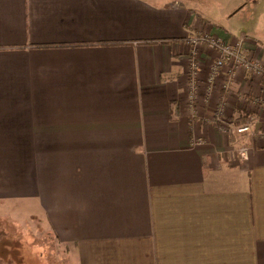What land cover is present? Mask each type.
Returning <instances> with one entry per match:
<instances>
[{"label": "crops", "instance_id": "0c3cea01", "mask_svg": "<svg viewBox=\"0 0 264 264\" xmlns=\"http://www.w3.org/2000/svg\"><path fill=\"white\" fill-rule=\"evenodd\" d=\"M189 2L0 0V220L69 264H264V75L210 83L204 45L193 79L190 39H243L263 68L264 41Z\"/></svg>", "mask_w": 264, "mask_h": 264}, {"label": "rangeland", "instance_id": "374dc122", "mask_svg": "<svg viewBox=\"0 0 264 264\" xmlns=\"http://www.w3.org/2000/svg\"><path fill=\"white\" fill-rule=\"evenodd\" d=\"M189 4L216 25L231 29L233 34L246 32L264 41V0H190ZM235 10L236 13L232 14ZM8 217L0 220V264L71 262L64 247L45 226L38 228L30 219H13L10 214Z\"/></svg>", "mask_w": 264, "mask_h": 264}, {"label": "built area", "instance_id": "2783aa9c", "mask_svg": "<svg viewBox=\"0 0 264 264\" xmlns=\"http://www.w3.org/2000/svg\"><path fill=\"white\" fill-rule=\"evenodd\" d=\"M190 45L191 73L193 79L201 70L199 58L202 53L201 49L204 45L217 52V59L214 60L210 67V83L214 81L224 67H230L233 72L242 69L254 74L264 75V68L262 65L254 62L244 51L243 39H239L233 43H225L221 38L206 33L198 34L191 38ZM192 98L193 97L190 94L189 99ZM217 121L219 122L218 125L220 131L222 133H227V130H229L231 126L228 121L221 119L220 113L217 114ZM234 129L237 134H253L250 123L235 126ZM239 155L241 158L245 159L247 157V149L244 147L240 148Z\"/></svg>", "mask_w": 264, "mask_h": 264}]
</instances>
